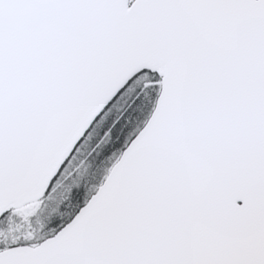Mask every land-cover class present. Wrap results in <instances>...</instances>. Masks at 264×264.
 <instances>
[{
    "label": "snow or ice",
    "instance_id": "6c2138e0",
    "mask_svg": "<svg viewBox=\"0 0 264 264\" xmlns=\"http://www.w3.org/2000/svg\"><path fill=\"white\" fill-rule=\"evenodd\" d=\"M0 264H264V0H0Z\"/></svg>",
    "mask_w": 264,
    "mask_h": 264
}]
</instances>
